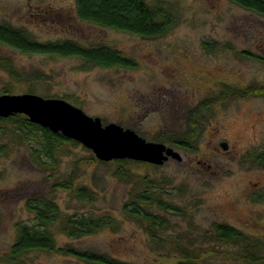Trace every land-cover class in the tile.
Here are the masks:
<instances>
[{
  "label": "rangeland",
  "instance_id": "rangeland-1",
  "mask_svg": "<svg viewBox=\"0 0 264 264\" xmlns=\"http://www.w3.org/2000/svg\"><path fill=\"white\" fill-rule=\"evenodd\" d=\"M146 2L172 12L174 24L166 34L143 38L84 22L75 15V0H0V24L22 28L42 42L110 45L138 63L100 68L77 57L29 55L0 44V90L19 94L31 88L43 97L63 98L103 124L131 128L182 155L181 161L169 158L162 165L127 164L130 175L120 177L115 163H103L80 143H68L50 157L40 151L39 137L27 135L20 124L0 123L1 258L11 252L17 224L35 221L28 203L48 200L60 216L50 226L58 246L106 253L129 264H176L182 258L177 243L199 251L209 264H264L241 258L242 242L219 241L212 230L214 223H228L264 242V96L236 97L197 110L222 83H264V16L230 0ZM7 60L21 81L9 75ZM193 112L200 115L201 131L192 150L171 140L188 133ZM65 182L71 187L62 186ZM79 187L91 195L79 193ZM144 189L158 192L182 212L143 204L165 219V226L150 231L144 219L125 211ZM72 215L110 221L95 233L73 238L63 231ZM259 254L264 256V247ZM3 264L86 263L32 251L19 262Z\"/></svg>",
  "mask_w": 264,
  "mask_h": 264
},
{
  "label": "trees",
  "instance_id": "trees-1",
  "mask_svg": "<svg viewBox=\"0 0 264 264\" xmlns=\"http://www.w3.org/2000/svg\"><path fill=\"white\" fill-rule=\"evenodd\" d=\"M230 1L264 16V0ZM75 15L84 22L103 28L127 32L143 38L160 37L166 34L174 24V16L170 10L162 6H151L146 0H75ZM0 44L29 55L77 57L84 62V65L93 67L133 68L138 65L133 57L125 55L121 50L110 45L100 43L96 45H83L71 39L42 42L34 39L24 29L15 27L10 23L0 24ZM206 45L212 47L210 44L206 43ZM5 65L9 75L16 81H21L22 77H20L21 75L12 62L7 60ZM27 91L30 92L32 90L29 88ZM5 93H10V90L2 88L0 94ZM249 96H264V83H253L241 87L222 83L220 90L204 100L197 110L198 112L199 110H207L233 98ZM198 112H193L188 119L190 127L188 133L182 138L171 140L177 146L192 150L197 148L196 141L201 131L199 123L201 118ZM6 122H11L14 126L20 124L26 130L27 135L39 137L42 147L40 151L46 156L53 157L56 151L61 150L68 143H72V145L79 144L78 141L70 139L60 132H52L48 128L30 121L25 114L18 113L8 117H0V123ZM102 162L115 163L117 165L116 174L120 177L130 175V172L126 168L127 164L141 163L154 165L128 158ZM65 183L62 186L71 187V182ZM77 190L83 195H91V190L85 187H79ZM143 204H154L172 213L182 212L173 202L161 197L156 191L144 189L141 192H137L130 199V207L126 206L125 211L132 217L144 219L149 224L150 231L157 226H165V219L158 214L147 211L143 207ZM28 207L34 212L35 221L31 225L25 223L17 224V237L12 244L11 252L8 257H0V264H3L4 261L6 263L19 262L22 256L32 251L57 252L74 257L86 264H129L106 253L79 248L74 245L58 246L53 233L50 231V226L60 217L57 205L52 201L38 200L34 202L30 201ZM65 221L66 224L63 227V231L73 238H80L97 232L107 225L110 220L106 216L72 215L71 218H66ZM212 230L215 238L219 241L225 243L242 242L243 246L239 250V254H237L241 258L250 262L264 261V256L259 254L260 250L264 247V242L261 239L252 238L241 229L228 223H214ZM175 247L176 251L182 255V258L177 260L176 264H209L203 262L205 257L199 251L194 249L190 251L185 250L177 243H175Z\"/></svg>",
  "mask_w": 264,
  "mask_h": 264
},
{
  "label": "water",
  "instance_id": "water-1",
  "mask_svg": "<svg viewBox=\"0 0 264 264\" xmlns=\"http://www.w3.org/2000/svg\"><path fill=\"white\" fill-rule=\"evenodd\" d=\"M25 114L30 121L60 132L93 151L102 161L132 159L162 165L169 158L181 161L182 155L159 141L146 140L131 128L111 122L103 124L100 117L85 113L63 98L43 97L25 92L0 94V117ZM221 146L226 149L227 143Z\"/></svg>",
  "mask_w": 264,
  "mask_h": 264
},
{
  "label": "flooded vegetation",
  "instance_id": "flooded-vegetation-1",
  "mask_svg": "<svg viewBox=\"0 0 264 264\" xmlns=\"http://www.w3.org/2000/svg\"><path fill=\"white\" fill-rule=\"evenodd\" d=\"M220 146H221V143H220ZM221 148H223V147L221 146ZM223 150H227V149H224V148H223Z\"/></svg>",
  "mask_w": 264,
  "mask_h": 264
}]
</instances>
